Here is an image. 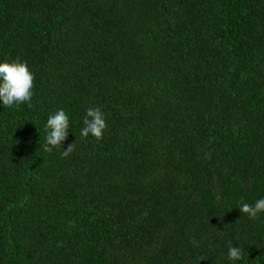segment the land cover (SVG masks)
Listing matches in <instances>:
<instances>
[{"label":"trees","instance_id":"1","mask_svg":"<svg viewBox=\"0 0 264 264\" xmlns=\"http://www.w3.org/2000/svg\"><path fill=\"white\" fill-rule=\"evenodd\" d=\"M0 264H264V0H0ZM89 107L100 139L80 136ZM63 108L67 148L44 151Z\"/></svg>","mask_w":264,"mask_h":264},{"label":"clouds","instance_id":"2","mask_svg":"<svg viewBox=\"0 0 264 264\" xmlns=\"http://www.w3.org/2000/svg\"><path fill=\"white\" fill-rule=\"evenodd\" d=\"M34 75L27 62L21 60H0V107L16 109L27 104L31 106L34 97ZM70 116L63 108L48 114L44 124V151L52 152L63 149L60 153L67 157L73 151V144L67 148L62 146L67 140L70 128ZM72 126V125H71ZM106 129V118L99 107H89L85 110L80 128V136L100 139ZM249 218H255L264 212V197L257 199L254 204L240 202L237 206ZM243 251L239 246H230L227 259L231 264L243 259Z\"/></svg>","mask_w":264,"mask_h":264}]
</instances>
